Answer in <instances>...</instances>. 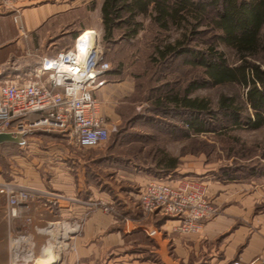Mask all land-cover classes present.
I'll return each instance as SVG.
<instances>
[{
  "label": "rangeland",
  "instance_id": "rangeland-1",
  "mask_svg": "<svg viewBox=\"0 0 264 264\" xmlns=\"http://www.w3.org/2000/svg\"><path fill=\"white\" fill-rule=\"evenodd\" d=\"M102 2L85 0L86 29L83 30L87 31L83 35H89L90 30L96 32L102 59L109 64L108 81L96 92V98L102 103L109 137L93 148L82 149L69 144L71 148L80 149L78 151L70 149L68 142L61 143L64 146L60 148L69 150L66 161L71 185L76 187L72 186L70 194L64 196L69 216L57 222H48L46 217L32 220L12 216V207L1 192L4 185L27 193L28 199L43 201L53 211L58 198L52 195L61 196V193L48 190L33 193L24 186V181L32 179L25 176L23 164L41 163L44 153L34 154L30 147L0 148V241L7 230H70L72 238L89 230L96 217H100L101 230L118 231L124 237V250L118 254L121 256L119 264H132L134 260L139 263L141 260L135 259L141 256L137 249L145 243L146 237L154 239L165 230L178 234L174 231L173 218L160 212L144 214L139 201L140 190L159 172L157 163L163 155L176 159L177 166L162 178L168 175L169 179L194 178L205 182L209 200L216 210L210 220L225 213V228L219 230H227L226 233L264 230V127L256 130L234 127L226 120L219 126L217 121L204 117L208 121L207 131L185 136L186 115L180 111L164 114L159 105L162 93L171 91L183 95L194 83L198 86L192 89L189 97L206 100L219 118L221 97H230L244 107L245 88L230 83L213 85L201 66L186 63L187 56L160 63L155 61L157 44L185 38L189 48L201 50L213 39L210 30L203 25L194 28L195 21L188 19L181 26L164 32L152 26L146 15L138 17L143 29L135 39L107 46L102 42ZM73 42L74 38L61 42L63 50L70 49ZM220 50L229 64L238 62L232 50L222 46ZM43 166L34 167L28 173L43 181L52 177L54 170ZM78 180L85 184L79 193ZM212 186L224 187L218 190ZM15 190L13 195L17 193ZM151 231H155L153 236H150ZM132 232H140V235L126 240L127 234Z\"/></svg>",
  "mask_w": 264,
  "mask_h": 264
},
{
  "label": "crops",
  "instance_id": "crops-1",
  "mask_svg": "<svg viewBox=\"0 0 264 264\" xmlns=\"http://www.w3.org/2000/svg\"><path fill=\"white\" fill-rule=\"evenodd\" d=\"M13 6L19 11L26 33L24 37L20 36L11 14L0 7V78L25 79L39 67L42 59L52 58L63 51L61 42L72 40L79 31L86 29L85 0H13ZM100 104L102 113L101 101ZM63 142L67 143L57 134L33 133L25 137L23 145H0V148L30 147L34 154L44 153L45 159L41 163L23 164L22 171L32 179L24 181V186L33 193L43 190L61 193V196L52 195L58 198L56 210H51L43 201L31 200V197L15 207V216L32 220L46 217L48 222L63 221L69 216L64 196L70 194L73 185L66 161L69 150L60 148L64 146L61 145ZM41 143L45 144L44 147H40ZM70 149L74 148L70 146ZM41 166L52 168V177L43 181L28 173ZM84 185L78 180V193L85 188ZM212 187L220 190L224 186ZM101 221L96 217L89 230L72 238L70 230H7L0 241V264H119L121 256L118 254L124 250V237L118 231L101 230ZM220 228H225V213L205 222L197 234L180 236L165 230L154 239L146 237L145 243L137 249L141 256L135 258L141 261L134 260L132 264H230L233 261L247 264L255 260L264 264V230L226 233L227 230ZM135 235L140 232L127 234L126 240H134Z\"/></svg>",
  "mask_w": 264,
  "mask_h": 264
},
{
  "label": "built area",
  "instance_id": "built-area-1",
  "mask_svg": "<svg viewBox=\"0 0 264 264\" xmlns=\"http://www.w3.org/2000/svg\"><path fill=\"white\" fill-rule=\"evenodd\" d=\"M0 7L11 14L17 31L25 36L13 0H0ZM86 31L77 34L70 49L42 59L25 79L0 78V133L57 134L82 149L107 141L109 130L95 92L107 79L109 64L102 59L96 32L90 30L82 39ZM204 183L194 178L152 179L139 192L141 209L144 214L160 212L173 218L174 231L180 235L197 234L216 213ZM13 190L9 185L1 190L12 207V216L14 208L28 199L27 193L16 189L13 195ZM154 234L150 232V236Z\"/></svg>",
  "mask_w": 264,
  "mask_h": 264
},
{
  "label": "trees",
  "instance_id": "trees-1",
  "mask_svg": "<svg viewBox=\"0 0 264 264\" xmlns=\"http://www.w3.org/2000/svg\"><path fill=\"white\" fill-rule=\"evenodd\" d=\"M146 15L160 31L167 32L193 19L194 28L203 25L213 35L201 50L189 48L185 38L159 43L154 47L155 61L160 63L184 55L186 63L203 68L213 85L230 83L246 89L244 107L230 97L219 99L220 118L206 100L189 97L198 84L192 83L183 95L162 93L159 105L164 114L180 111L186 115L185 136L206 132L207 118L217 121L219 126L226 120L234 127L252 130L264 127V0H103L102 42L110 46L135 39L143 29L138 17ZM221 46L232 50L238 59L236 64L227 62ZM157 164L159 172L153 179H167L168 175L162 176L177 166L176 159L166 155Z\"/></svg>",
  "mask_w": 264,
  "mask_h": 264
},
{
  "label": "water",
  "instance_id": "water-1",
  "mask_svg": "<svg viewBox=\"0 0 264 264\" xmlns=\"http://www.w3.org/2000/svg\"><path fill=\"white\" fill-rule=\"evenodd\" d=\"M25 133H18L15 135L9 133H0V145L5 143H13L16 145H23L25 143Z\"/></svg>",
  "mask_w": 264,
  "mask_h": 264
},
{
  "label": "bare ground",
  "instance_id": "bare-ground-1",
  "mask_svg": "<svg viewBox=\"0 0 264 264\" xmlns=\"http://www.w3.org/2000/svg\"><path fill=\"white\" fill-rule=\"evenodd\" d=\"M87 37H88V35H83L82 39L87 38ZM79 60L82 61L81 59H79Z\"/></svg>",
  "mask_w": 264,
  "mask_h": 264
}]
</instances>
